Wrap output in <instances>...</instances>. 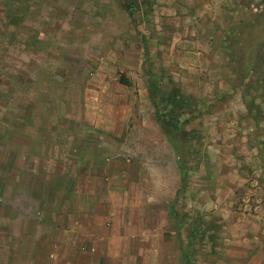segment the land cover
<instances>
[{
  "label": "rangeland",
  "instance_id": "obj_1",
  "mask_svg": "<svg viewBox=\"0 0 264 264\" xmlns=\"http://www.w3.org/2000/svg\"><path fill=\"white\" fill-rule=\"evenodd\" d=\"M141 77L163 125L136 97L123 137L176 157L177 213L196 226L188 264H264V0H0V264H25L9 257L15 230L28 249L42 191L67 186L60 155L109 104L95 85L136 90Z\"/></svg>",
  "mask_w": 264,
  "mask_h": 264
},
{
  "label": "crops",
  "instance_id": "obj_2",
  "mask_svg": "<svg viewBox=\"0 0 264 264\" xmlns=\"http://www.w3.org/2000/svg\"><path fill=\"white\" fill-rule=\"evenodd\" d=\"M103 78L111 88L119 83L117 77L95 80ZM138 81V89L116 93L95 85L94 94L109 104L99 109L100 123H88L91 133L77 143L79 148H94L83 158L79 148L60 155L74 163L73 170L62 175L68 184L58 195L42 191L36 222L40 228L27 224L22 234L30 244L24 251L16 245L23 238L15 230L11 259L25 264H188L186 252L196 230L177 213L179 188L184 185L176 157L167 166L152 155L148 143L138 152L123 137L131 129L134 98L150 103L146 78ZM140 107L153 115L155 128L160 126L151 105ZM147 127L145 124L150 129ZM26 157L50 158L29 153ZM166 167L172 175L164 172ZM227 187L233 189L234 185ZM239 241V236L224 239L229 248L240 246Z\"/></svg>",
  "mask_w": 264,
  "mask_h": 264
},
{
  "label": "trees",
  "instance_id": "obj_3",
  "mask_svg": "<svg viewBox=\"0 0 264 264\" xmlns=\"http://www.w3.org/2000/svg\"><path fill=\"white\" fill-rule=\"evenodd\" d=\"M148 98H149V101H150V103H151V106L153 107V109H154V115H155V118L157 119V121H159V124H161V125H163V121H162V118H159L158 116H160V112L161 111H159V108L158 107H156L155 105V102H154V97L152 96V94L150 93V91H149V89H148ZM167 123H165L166 125H167V127L169 128V129H171V128H173V129H175V125L174 124H170V122H168V121H166ZM193 228H194V230L196 229V226H193Z\"/></svg>",
  "mask_w": 264,
  "mask_h": 264
}]
</instances>
